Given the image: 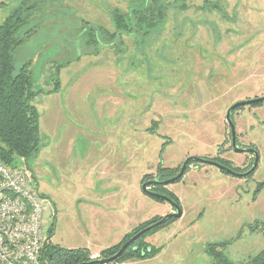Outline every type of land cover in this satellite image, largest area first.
<instances>
[{
	"label": "rangeland",
	"instance_id": "374dc122",
	"mask_svg": "<svg viewBox=\"0 0 264 264\" xmlns=\"http://www.w3.org/2000/svg\"><path fill=\"white\" fill-rule=\"evenodd\" d=\"M22 1L0 0V22ZM34 1L39 8L19 36L32 32L14 64H27L43 91L60 65V90L33 102L40 149L27 166L52 206L53 243L91 249L98 259L170 212L168 201L142 192V180L188 156L219 157L238 172L250 167V153L230 148L225 113L264 95V0H162L161 24L142 40L122 34L114 42L100 30L113 33V9L127 12L135 0ZM87 24L98 28L100 43L87 42ZM232 120L238 145L258 152L254 172L191 165L165 185L183 215L145 238L160 251L115 264H219L216 251L240 264L264 249L253 228L264 222V101L237 108Z\"/></svg>",
	"mask_w": 264,
	"mask_h": 264
},
{
	"label": "trees",
	"instance_id": "16d2710c",
	"mask_svg": "<svg viewBox=\"0 0 264 264\" xmlns=\"http://www.w3.org/2000/svg\"><path fill=\"white\" fill-rule=\"evenodd\" d=\"M205 3L209 4L208 1ZM41 5H43L42 2ZM130 5L127 12H122L120 9L116 8L113 9L112 21L115 27L113 33L103 29L100 30L105 37L113 42L122 34L137 36V34L141 33L142 40L145 34L154 30L166 18V6L162 0H135L132 1ZM38 8L39 2L23 0L19 6L8 13L0 22V160L6 164L13 165L17 164L19 159L24 162L26 167L28 166V161L37 154L40 149L39 112L33 103L34 99L40 94H49L60 90V82L57 76L60 65L51 73L52 77L56 76L53 79L52 86L43 91L41 88H36L34 86L31 70L27 64L21 65L17 70L14 64L15 49L23 43L25 40L23 37H28L32 31L29 29L26 30L22 37L19 36V33L22 27L28 24V20ZM81 31L85 32L86 36H90L87 40L90 45L100 43L98 28L87 24ZM259 103L260 102L255 104ZM209 159L232 168L230 162L222 158L216 157ZM193 164L196 165L198 163L190 162L186 171H188ZM179 168L180 166L173 168L160 167L157 169L154 176H145L142 181L152 179L161 181L168 179L176 175ZM232 169L236 170L234 168ZM179 180L181 179L177 181ZM152 190L167 196L180 206L176 195L167 189L165 185L153 184ZM150 197L157 201H165L164 199L151 195ZM161 217L162 216L153 217L145 223H141L130 233L126 234L121 242L102 250L98 257H110L116 253L121 245L132 235L140 229L156 222ZM173 220H175V218H169L163 224L140 235L119 257L107 264H115L134 257H151L157 254L160 251V247L151 246L145 238L148 234L153 233L155 230L169 224ZM54 226V222H52L48 231L47 242L42 252V264H79L92 260L90 250L85 247L67 248L53 243L51 237L54 234ZM253 228L254 230L259 228L264 235V222L256 223ZM216 252V258L219 264H233L222 251ZM240 264H264V249Z\"/></svg>",
	"mask_w": 264,
	"mask_h": 264
},
{
	"label": "built area",
	"instance_id": "2783aa9c",
	"mask_svg": "<svg viewBox=\"0 0 264 264\" xmlns=\"http://www.w3.org/2000/svg\"><path fill=\"white\" fill-rule=\"evenodd\" d=\"M52 218L30 170L0 160V264H42Z\"/></svg>",
	"mask_w": 264,
	"mask_h": 264
},
{
	"label": "water",
	"instance_id": "95a60500",
	"mask_svg": "<svg viewBox=\"0 0 264 264\" xmlns=\"http://www.w3.org/2000/svg\"><path fill=\"white\" fill-rule=\"evenodd\" d=\"M264 101V95L262 96H258V97H254V98H246L243 100H239L234 102L233 104H231L228 109L226 110L225 113V120L227 122V125L229 127L230 130V145L231 148L238 153H250L253 156V161L252 164L250 165V167L242 172H238L236 170H233L232 168L226 167L225 165L209 159V158H205V157H197V156H188L186 157L179 168V171L177 172L176 175H174L173 177H170L168 179L165 180H148L142 183L141 185V190L143 193L147 194V195H151L154 197H158L161 199H164L166 201H168V203L172 206V208L174 209V211L169 212L165 215H163L159 220H157L156 222L140 229L138 232H136L134 235H132L127 241H125L121 247L119 248V250L114 253L113 255H111L108 258H98V259H92L88 262H83V263H79V264H107L113 260H115L117 257H119L122 252L133 242L135 241L140 235L144 234L145 232L153 229L156 226H159L161 224H163L167 219L169 218H180L182 216V209L181 207L176 204L174 201H172L170 198H168L167 196L160 194V193H156L155 191H153L152 189H150V185L151 184H162V185H168L169 183L175 182L178 179L182 178V176L184 175V173L186 172L187 166L189 165L190 162H195V163H207V164H213L216 165L217 167H219L220 169H222L223 171L230 173L234 176H238V177H244L247 176L251 173L254 172V170L257 167L258 164V159H259V155L258 152L255 148L249 147V146H245V147H240L236 141V131H235V125L234 122L232 120V112L235 111L237 108L245 106V105H252L258 102H263Z\"/></svg>",
	"mask_w": 264,
	"mask_h": 264
},
{
	"label": "flooded vegetation",
	"instance_id": "af4514ba",
	"mask_svg": "<svg viewBox=\"0 0 264 264\" xmlns=\"http://www.w3.org/2000/svg\"><path fill=\"white\" fill-rule=\"evenodd\" d=\"M233 113V112H232ZM230 132V131H229ZM230 135V134H229ZM236 141H237V143H238V138L236 137ZM243 147H245V146H243ZM231 148V147H230ZM251 156H252V154H251ZM253 157V156H252ZM152 186H153V184H151L149 187H150V189H152ZM172 211H174V209L172 208V206H171V211L170 212H172Z\"/></svg>",
	"mask_w": 264,
	"mask_h": 264
},
{
	"label": "crops",
	"instance_id": "0c3cea01",
	"mask_svg": "<svg viewBox=\"0 0 264 264\" xmlns=\"http://www.w3.org/2000/svg\"><path fill=\"white\" fill-rule=\"evenodd\" d=\"M169 206L171 207V205L169 204ZM171 211V210H170ZM182 215H183V211H182ZM122 234L120 233V235L116 238L117 240H119L120 239V236H121ZM116 240V241H117ZM91 250V249H90ZM91 252H92V254H97V252H94V251H92L91 250Z\"/></svg>",
	"mask_w": 264,
	"mask_h": 264
}]
</instances>
